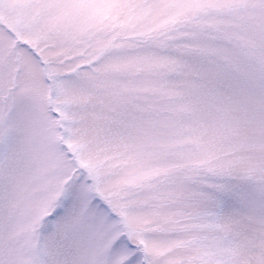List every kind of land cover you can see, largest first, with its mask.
Listing matches in <instances>:
<instances>
[{"label":"snow or ice","instance_id":"6c2138e0","mask_svg":"<svg viewBox=\"0 0 264 264\" xmlns=\"http://www.w3.org/2000/svg\"><path fill=\"white\" fill-rule=\"evenodd\" d=\"M0 264H264V0H0Z\"/></svg>","mask_w":264,"mask_h":264}]
</instances>
